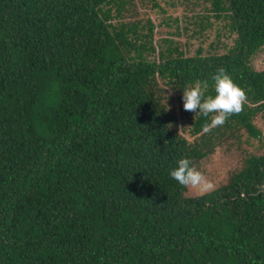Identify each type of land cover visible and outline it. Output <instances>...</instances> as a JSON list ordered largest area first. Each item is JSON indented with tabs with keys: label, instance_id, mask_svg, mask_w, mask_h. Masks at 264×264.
Returning a JSON list of instances; mask_svg holds the SVG:
<instances>
[{
	"label": "trees",
	"instance_id": "16d2710c",
	"mask_svg": "<svg viewBox=\"0 0 264 264\" xmlns=\"http://www.w3.org/2000/svg\"><path fill=\"white\" fill-rule=\"evenodd\" d=\"M207 1L223 54L155 44L151 21H115L126 0H0V264H264V152L198 196L169 174L241 130L264 146V0ZM220 67L247 100L205 132L183 90L215 96Z\"/></svg>",
	"mask_w": 264,
	"mask_h": 264
},
{
	"label": "rangeland",
	"instance_id": "374dc122",
	"mask_svg": "<svg viewBox=\"0 0 264 264\" xmlns=\"http://www.w3.org/2000/svg\"><path fill=\"white\" fill-rule=\"evenodd\" d=\"M128 5L122 17L116 22H139L146 24L151 21L155 25V44L162 40H173L188 56L201 49L207 54H223L233 45L234 35L230 33L228 21H217L210 12L211 5L207 0H126ZM204 17H208L204 19ZM209 26L200 32L201 24ZM255 69L264 68V48L252 61ZM166 94L168 108L177 116L178 127L189 141L193 137L189 133V123L180 119L181 97L173 91ZM254 124L264 135V113L258 115ZM264 146L258 139L250 137L245 130L237 133L236 139L225 141L216 151L195 166L203 172L214 185L213 189L225 184L230 175L242 167L243 161L250 155H261ZM210 190V191H212ZM208 191V192H210ZM207 193V192H206ZM205 193L195 190L186 191V196H198Z\"/></svg>",
	"mask_w": 264,
	"mask_h": 264
},
{
	"label": "clouds",
	"instance_id": "9594fccd",
	"mask_svg": "<svg viewBox=\"0 0 264 264\" xmlns=\"http://www.w3.org/2000/svg\"><path fill=\"white\" fill-rule=\"evenodd\" d=\"M211 79L214 81L215 96L205 95L209 87L206 80H196L192 87L183 90L182 97L185 111L205 117L214 114L211 123L205 126V132L223 126L230 116L241 113L247 100L245 91L235 84L225 68H218ZM177 163L178 166L170 169L169 174L181 187L201 193L213 189L212 182L190 159L181 158Z\"/></svg>",
	"mask_w": 264,
	"mask_h": 264
}]
</instances>
